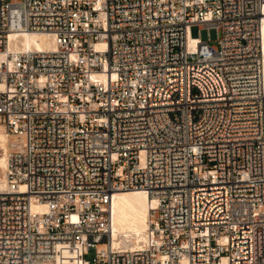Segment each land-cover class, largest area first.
Wrapping results in <instances>:
<instances>
[{
	"label": "built area",
	"instance_id": "obj_1",
	"mask_svg": "<svg viewBox=\"0 0 264 264\" xmlns=\"http://www.w3.org/2000/svg\"><path fill=\"white\" fill-rule=\"evenodd\" d=\"M263 20L264 0H0V264H264ZM120 190L151 202L133 247Z\"/></svg>",
	"mask_w": 264,
	"mask_h": 264
},
{
	"label": "bare ground",
	"instance_id": "obj_2",
	"mask_svg": "<svg viewBox=\"0 0 264 264\" xmlns=\"http://www.w3.org/2000/svg\"><path fill=\"white\" fill-rule=\"evenodd\" d=\"M262 49H263V79H264V20L262 23ZM18 48L49 50L55 46L48 34L43 32H12L9 35L7 50L13 51ZM5 51L0 52V58L4 57ZM7 151L5 136L0 131V190L6 186L4 168L6 165ZM150 198L141 190H120L115 192L112 199V242L123 243L124 247H133L137 243L147 239V231L151 219ZM153 204V203H152ZM39 208V204H33V209ZM61 256L60 262L64 264H79L80 256L75 253L72 259ZM71 258V257H69Z\"/></svg>",
	"mask_w": 264,
	"mask_h": 264
},
{
	"label": "rangeland",
	"instance_id": "obj_3",
	"mask_svg": "<svg viewBox=\"0 0 264 264\" xmlns=\"http://www.w3.org/2000/svg\"><path fill=\"white\" fill-rule=\"evenodd\" d=\"M212 45H216L217 44V40H212L210 42ZM75 253L79 254L78 251H74L72 254H71V258H67V259H72V257H74ZM94 256V250L91 249L90 253L86 256V259H92V257Z\"/></svg>",
	"mask_w": 264,
	"mask_h": 264
}]
</instances>
